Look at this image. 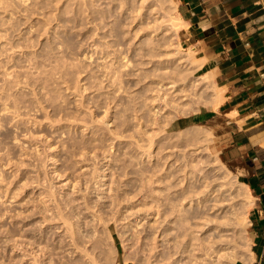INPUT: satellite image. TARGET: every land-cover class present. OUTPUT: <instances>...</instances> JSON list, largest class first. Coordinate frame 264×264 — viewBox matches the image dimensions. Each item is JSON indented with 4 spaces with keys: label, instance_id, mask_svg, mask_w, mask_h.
I'll return each mask as SVG.
<instances>
[{
    "label": "rangeland",
    "instance_id": "374dc122",
    "mask_svg": "<svg viewBox=\"0 0 264 264\" xmlns=\"http://www.w3.org/2000/svg\"><path fill=\"white\" fill-rule=\"evenodd\" d=\"M175 16L173 0H0V264H27L5 241L38 232L59 251L65 219L95 234L80 237L96 264H154L198 184L219 207L208 240L243 258L245 184L218 159L222 128L181 122L216 85Z\"/></svg>",
    "mask_w": 264,
    "mask_h": 264
},
{
    "label": "crops",
    "instance_id": "0c3cea01",
    "mask_svg": "<svg viewBox=\"0 0 264 264\" xmlns=\"http://www.w3.org/2000/svg\"><path fill=\"white\" fill-rule=\"evenodd\" d=\"M173 1L183 22L181 45L194 51L222 96L216 109L203 107L181 122L214 121L222 128L218 159L251 197L250 254L235 264H264V1Z\"/></svg>",
    "mask_w": 264,
    "mask_h": 264
},
{
    "label": "bare ground",
    "instance_id": "6f19581e",
    "mask_svg": "<svg viewBox=\"0 0 264 264\" xmlns=\"http://www.w3.org/2000/svg\"><path fill=\"white\" fill-rule=\"evenodd\" d=\"M175 19L178 21L180 25L179 27L181 28L182 23H183L181 18L179 16L178 17L175 16ZM173 23L175 24V22ZM178 45L179 44L177 43L176 46ZM190 50L192 51V55H190L191 51H189V54H187V56H190L192 59L193 58L195 59L193 55L194 54L193 50L191 48ZM201 79L205 80L206 82L209 79V76L204 75ZM171 83H174V82H171ZM169 87H174V84H170ZM221 101H222V96H221L220 89L215 86L212 91V101L208 105V108L216 109ZM201 163H204V161H201ZM201 170L202 168H199L197 170V173L200 174ZM200 186H202V188L199 190ZM205 188H206V185L198 184V186L192 188L190 191L185 190V191H181L178 193L177 201L179 203L175 204L174 206L175 207L178 206V208H176L177 216H183V219L180 223L175 224L178 227L174 228L176 229L177 233L175 237L173 238L171 237L172 243L166 246L167 248L164 251L165 254L161 253V259H157V261H155L154 264H163L167 260L171 259V257L175 254H177V257L171 262V264H235L236 250H234L233 247L228 249L229 247L225 246L227 245V243L222 242V241L218 242V240H213L210 242L207 238L206 231L210 229L209 223L212 224V220L208 219L204 215L206 214V210L211 209V207H208V206H212V207L217 206V208L219 207H218V204H215V203L211 205H208L205 203V196L207 194V191ZM243 197L244 199H246V202L249 205L251 197H250L248 187L246 185H244ZM194 198L195 199L198 198L196 199L198 207L191 208V209L184 208V207L179 208L184 200L189 202V201H192ZM41 222L43 223L44 220ZM61 223H62L61 226L59 225L55 226L58 229H60V232H63L62 238L58 240L59 243L54 247L56 249L58 248L59 251H52L51 250L52 248H50V246L45 245L49 247L47 248L44 245H42V242H44L43 241L44 234H42L41 232H38L37 235L34 236V239L31 241L24 242L20 240V241L10 242L6 240L5 242L10 247L19 250L18 252L22 251L21 255L22 257H25L24 263H27V264H96L95 260L97 258L94 260V258L92 257L93 255L90 252H88V249L85 248L84 245L82 246L83 243L81 242L82 236L85 237L87 235L86 236L87 238L92 233H90L89 235L88 234L85 235L83 232H81V234L78 235L75 229L70 227V223L68 222L67 219H65ZM191 223L193 224V226H197L198 229L191 230V227H190V225H192ZM246 224H247V220H246L245 215H241L240 217H238L237 226L239 227L241 231H243V235H244V242L242 243L240 247L241 248L240 250L244 253L243 260L247 258L248 254H250L249 239L245 235ZM219 226H220L219 224H216L214 228H217ZM80 231L78 230V232ZM193 231H200L201 233L199 236L192 235ZM86 232L87 231H85V233ZM93 235L95 236V234ZM93 235L92 236L90 235L91 236V237L89 236L90 239L89 238L87 239L90 241ZM167 235L168 233L164 232V236H167ZM168 238L169 237L166 238L167 242L170 240V238L169 239ZM24 247H28V249H24ZM94 247L95 246H93L92 248ZM195 250H196V253L194 252ZM53 252L54 253L59 252V254L61 252V254L59 256L57 254V257L54 258L52 257V255L54 254ZM73 255L75 256V258L71 257ZM186 258L187 260L183 261V259H186ZM44 259L45 260L47 259V261L45 262Z\"/></svg>",
    "mask_w": 264,
    "mask_h": 264
},
{
    "label": "built area",
    "instance_id": "2783aa9c",
    "mask_svg": "<svg viewBox=\"0 0 264 264\" xmlns=\"http://www.w3.org/2000/svg\"><path fill=\"white\" fill-rule=\"evenodd\" d=\"M264 1V0H263Z\"/></svg>",
    "mask_w": 264,
    "mask_h": 264
}]
</instances>
